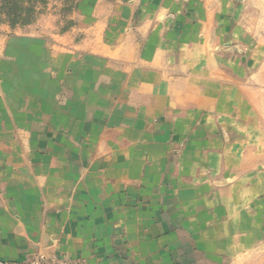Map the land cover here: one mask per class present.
Instances as JSON below:
<instances>
[{
	"label": "crops",
	"instance_id": "0c3cea01",
	"mask_svg": "<svg viewBox=\"0 0 264 264\" xmlns=\"http://www.w3.org/2000/svg\"><path fill=\"white\" fill-rule=\"evenodd\" d=\"M251 6L82 0L76 41L0 36V264H231L259 247L264 89L228 77L245 79L231 46Z\"/></svg>",
	"mask_w": 264,
	"mask_h": 264
},
{
	"label": "rangeland",
	"instance_id": "374dc122",
	"mask_svg": "<svg viewBox=\"0 0 264 264\" xmlns=\"http://www.w3.org/2000/svg\"><path fill=\"white\" fill-rule=\"evenodd\" d=\"M6 1L0 0V36L35 37L42 48L45 47V42L58 44L63 38L78 40V33L74 30H77L79 4L82 0H23L20 6L26 21L18 24L11 21L17 9L6 4ZM251 4L249 9L241 12L243 40L231 46L244 56L240 63L247 67L243 74L245 79L238 78L232 70L228 77L231 81H246L249 84L255 81L264 89V0H251ZM256 98L263 100L264 107V93ZM231 264H264V235L256 250L231 261Z\"/></svg>",
	"mask_w": 264,
	"mask_h": 264
},
{
	"label": "trees",
	"instance_id": "16d2710c",
	"mask_svg": "<svg viewBox=\"0 0 264 264\" xmlns=\"http://www.w3.org/2000/svg\"><path fill=\"white\" fill-rule=\"evenodd\" d=\"M23 0H7L6 4L14 6L15 9H17V13H15L13 16V19H11L12 22L15 24H18V22H25L26 19L24 18V13H22L21 3H23ZM24 10V9H23ZM32 13L30 12V15Z\"/></svg>",
	"mask_w": 264,
	"mask_h": 264
},
{
	"label": "built area",
	"instance_id": "2783aa9c",
	"mask_svg": "<svg viewBox=\"0 0 264 264\" xmlns=\"http://www.w3.org/2000/svg\"><path fill=\"white\" fill-rule=\"evenodd\" d=\"M28 264H72V263L63 259H51L45 256H39L31 259Z\"/></svg>",
	"mask_w": 264,
	"mask_h": 264
}]
</instances>
